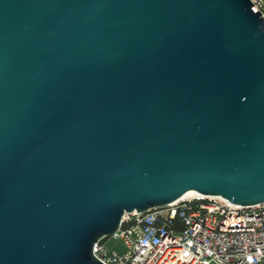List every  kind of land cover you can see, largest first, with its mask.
Here are the masks:
<instances>
[{
  "label": "water",
  "instance_id": "95a60500",
  "mask_svg": "<svg viewBox=\"0 0 264 264\" xmlns=\"http://www.w3.org/2000/svg\"><path fill=\"white\" fill-rule=\"evenodd\" d=\"M191 190L264 201L251 0H0V264H104Z\"/></svg>",
  "mask_w": 264,
  "mask_h": 264
},
{
  "label": "built area",
  "instance_id": "2783aa9c",
  "mask_svg": "<svg viewBox=\"0 0 264 264\" xmlns=\"http://www.w3.org/2000/svg\"><path fill=\"white\" fill-rule=\"evenodd\" d=\"M251 1L264 16V0ZM92 251L104 264H264V201L194 195L134 210Z\"/></svg>",
  "mask_w": 264,
  "mask_h": 264
},
{
  "label": "bare ground",
  "instance_id": "6f19581e",
  "mask_svg": "<svg viewBox=\"0 0 264 264\" xmlns=\"http://www.w3.org/2000/svg\"><path fill=\"white\" fill-rule=\"evenodd\" d=\"M194 195L203 196V194L191 190V191H188L186 194H184L183 195V198L190 197V196H194Z\"/></svg>",
  "mask_w": 264,
  "mask_h": 264
},
{
  "label": "rangeland",
  "instance_id": "374dc122",
  "mask_svg": "<svg viewBox=\"0 0 264 264\" xmlns=\"http://www.w3.org/2000/svg\"><path fill=\"white\" fill-rule=\"evenodd\" d=\"M214 264V263H213Z\"/></svg>",
  "mask_w": 264,
  "mask_h": 264
}]
</instances>
